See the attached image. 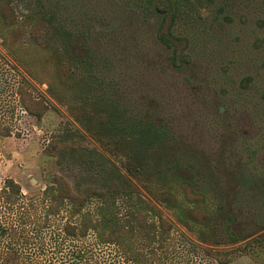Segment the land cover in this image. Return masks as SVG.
<instances>
[{
    "label": "rangeland",
    "instance_id": "374dc122",
    "mask_svg": "<svg viewBox=\"0 0 264 264\" xmlns=\"http://www.w3.org/2000/svg\"><path fill=\"white\" fill-rule=\"evenodd\" d=\"M45 29H56L47 49L35 41ZM69 73L78 92L57 83ZM20 87L47 104L42 120L24 111ZM83 100L111 107L136 140L134 153L96 140L93 157L48 153L82 128L71 106ZM120 175L171 227L161 264H219L184 214L193 191L206 198L221 240L214 249L229 264H264V0H0V185L13 179L43 199L54 176L84 192ZM117 198L128 220L130 198ZM100 206L91 200L85 211L96 218ZM65 211L36 252L75 264L72 254L86 246L91 264H107L102 257L116 250L97 246L94 232L63 239Z\"/></svg>",
    "mask_w": 264,
    "mask_h": 264
},
{
    "label": "trees",
    "instance_id": "16d2710c",
    "mask_svg": "<svg viewBox=\"0 0 264 264\" xmlns=\"http://www.w3.org/2000/svg\"><path fill=\"white\" fill-rule=\"evenodd\" d=\"M162 2L167 8L168 5ZM169 18L172 19L171 16ZM55 30L39 31L35 34L36 43L47 49L54 41ZM162 40L166 43L164 37ZM70 75L69 73L68 81L62 77L58 78L57 83L66 91L78 92V88L82 86L71 82ZM18 94L24 111L30 117L42 120L46 116L48 106L45 102L33 97L24 87L18 89ZM78 96L82 95H74L75 98H79ZM71 107L74 118L82 128L80 131H73L69 140H54L47 149L48 153L65 157L80 151L88 157H93L99 151L92 145V140L98 141L107 151L115 146L116 149H128L129 154L134 153L136 140L129 130L117 121L119 117L109 105L83 100ZM10 134L8 130L4 136ZM133 166L138 171L141 168L135 162ZM121 178L120 175L106 189L89 186L84 192H78L65 179L54 176L53 184L43 192V199L27 197L20 184L13 179L6 180L0 185V264H64L47 261L45 253L36 252L35 248L44 249L47 230L65 209L68 214L66 213L62 228L63 239L75 243L85 240L90 232H94L97 246L113 247L116 250L115 256L102 257L107 259V264H161L158 248L165 242V236L170 233L171 227L165 215L151 199H145L136 186ZM119 195L130 198L132 203L128 220H122L120 217L117 204ZM158 197L164 198L163 195ZM187 199L190 206L184 210V214L191 223L200 228V240L207 246L205 253L214 257L219 264H229L227 255L214 249L221 244V240L218 233L211 229V215L205 205V196L193 191ZM91 200H99L101 204L96 218L85 211ZM44 202L47 203L46 207L42 206ZM149 216H152V222H149ZM184 225L188 226V221H185ZM59 238L58 243H61L63 239ZM142 241L146 248L140 247L139 242ZM92 253L93 248H77L72 254L75 259L73 263L91 264L96 257Z\"/></svg>",
    "mask_w": 264,
    "mask_h": 264
}]
</instances>
